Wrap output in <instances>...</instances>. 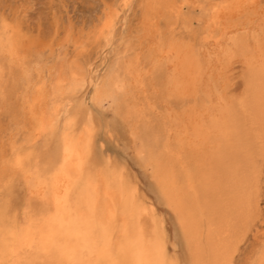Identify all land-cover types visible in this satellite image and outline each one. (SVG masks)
Returning a JSON list of instances; mask_svg holds the SVG:
<instances>
[{
	"label": "rangeland",
	"instance_id": "rangeland-1",
	"mask_svg": "<svg viewBox=\"0 0 264 264\" xmlns=\"http://www.w3.org/2000/svg\"><path fill=\"white\" fill-rule=\"evenodd\" d=\"M129 1L0 0V41L8 43L10 41L9 34L12 25L19 24L20 26H18L23 35L21 56L24 58V62L33 64L35 67L33 71L34 77L39 79L35 88L36 96L34 92V94L32 92L24 94L21 87L16 89L18 86H16L15 80L11 79L13 76L9 72L10 69L4 71L3 86L11 91V93L9 96H5L4 106L0 107V128L2 129H0V142L4 141L5 151L4 163L1 164V167H4L3 173H5V170L6 173L8 171L7 174L5 173L0 178V219L1 213L6 216H2L3 219L0 220L2 222H0V233H2L0 238H5V241L1 239L2 242L0 243L1 245L4 243V248L5 246H9L12 253L18 252L17 254L24 255L32 249L30 245L27 248L26 238L28 236H26V233L23 234L22 230L26 231L25 228L27 227V230H36L38 219L40 220L42 215L35 208L44 207L45 204H49L50 180L55 174L56 169L60 166L64 145L63 133L68 131L69 137L73 135L71 138H82V147L84 148V164L78 169V175L72 180L68 204L72 207L77 203L81 205V201L78 202V197L82 192V196L85 197L82 205L88 211L86 212L88 213V220H90L88 222L93 221V223H88V226L90 225L91 227V232L97 231V224H95L97 221H95L96 219L94 220V217L91 220L90 216L100 213V206L94 205L95 200H93V198L96 199L98 193L96 191L93 192L92 187L94 188L97 185L100 178L106 177L109 179L116 177L117 180H123L127 197L135 209L147 207L142 217V220H145V223L147 222L144 225L145 229L147 228L145 232L149 236L151 234L150 237L152 239L157 236L156 238L163 242V264H194L189 242L181 227L178 216L168 205L164 193L157 181H155L152 168L147 166V145L141 137V124L136 123L133 118L132 121V119H128V117L118 113V109L115 110L116 107H109L111 104L109 103L110 105H108V101L101 102L100 104L103 105H99L95 97L94 88H96V85L106 76L111 66L119 61V59L139 58L140 67L144 68L142 70L139 67L140 73L143 76L149 74V69L155 67L160 61L168 66V57L162 53L163 50L158 44L161 36H167L174 30L178 37L184 38L188 44L199 48L203 54L212 52L213 58H215L214 53L222 49V47H224V50L230 49L229 53L232 57L231 66H226L227 61L222 51L217 55L220 63L225 65L222 68L223 74H221V78L217 79L218 82H212L216 74L215 70H212L215 74H209L208 71H205L202 80L203 84L208 85L210 89L212 88L215 97L219 93L218 95L223 98L220 101L215 98L218 105L224 101H238L246 87L244 75L247 72L246 68H248V60L246 61L248 58L238 53L237 47L233 44V37L237 34L246 33L250 28L256 29L258 25L264 24V0H174L175 4L183 6L184 14L181 16L177 15L175 18L176 23L170 27H166L165 21L162 18L153 20L152 24L154 23V26L149 25L150 22L146 19L145 0H134L132 5H128ZM113 20H116V28L114 29L112 41L108 43L107 39H105L108 32L107 27L109 26V22L111 24ZM103 26H105L106 31ZM2 30L5 36H3ZM250 43L252 44V41ZM62 44L65 46L62 47ZM52 47L56 51L52 50ZM36 62L37 64L40 63L37 67L35 65ZM142 63L143 66H141ZM74 64L76 65L74 66ZM77 64L82 65L85 69V78L82 80L83 83L80 86L82 87L84 83L86 84L82 89L80 86H76L77 88L74 87V89V83L70 79L71 76H68L71 75L69 70L75 68ZM69 65L72 66L70 67ZM61 67L65 69V76L60 78V83H55L57 76L54 77V74L56 75V69L54 68L60 69ZM64 77L65 83L63 82ZM148 77L144 76L146 82H142V77L136 79V83L133 82L137 91L136 95L133 96V100L137 101V106H141L142 108L148 102L151 105L149 107L150 113H162L167 108L180 110L182 106L192 108L191 106L196 99L195 95L167 94L165 97L162 88L155 86L154 83L148 80ZM66 83L71 85L69 86L70 89L67 88L68 86L66 85L68 84ZM11 85L16 87L12 89ZM64 88L69 90H65ZM58 108L63 110L61 111ZM193 109L196 111L197 107H193ZM44 111L49 112L51 119L48 122L49 124L46 125L47 127L43 126L45 129L43 128L40 131L34 124L36 120H40V116H42ZM116 111L118 112L116 113ZM240 114L243 116H235L234 121L230 125L227 124L228 119L225 123L226 126L228 125L232 129L234 137L237 136L238 139L234 138L230 140L225 146V166L222 174L223 178H226V174L232 173L237 176L239 172L245 176L243 188L245 187V183L248 184L246 196H248L249 208L246 217L247 222H245L246 225H240L239 216H237V219L234 218L236 225H239V227L235 231L234 228L231 229V232H234V237L231 239L232 247L227 252L225 264H258L260 260H264V130L263 132L255 133L257 127L252 124L253 121L250 119V116H248V122H246L247 113ZM74 117L77 118L74 119ZM205 117L207 116L205 115ZM68 118L70 120L73 118L72 123L70 120H67ZM86 120L88 123L85 125L84 122H87ZM19 121L22 124L19 125ZM66 123L67 125H65ZM88 125H92L90 129L93 131H90ZM29 126L33 127V129L30 127L32 130H28ZM246 127H249L251 132L248 139L244 136ZM33 130L35 131L33 132ZM27 131L28 134H26ZM83 131L88 137L86 135L83 136ZM239 132L242 133L241 138L237 135ZM2 134H4V138ZM32 137L33 139H30ZM22 139L23 142H21ZM25 141L27 142L24 143ZM21 147L23 151L22 149L19 150ZM233 151L234 155H232ZM19 155L21 158H19ZM204 156L206 154H203ZM52 162L54 163L52 164ZM196 162L198 166L203 165L201 158L197 159ZM43 167L44 169H41ZM86 170L92 174L86 172ZM50 176H52L51 179ZM234 178L238 182L237 177L234 176ZM221 181L223 184L225 183V181ZM36 182L46 186V193L48 194H46V197L38 191L30 190L29 183L37 186ZM109 184L112 183L109 182ZM134 187H136V191H134ZM99 196L101 199L105 194L99 191ZM22 198H25L26 203H29L27 206H25V201L23 202ZM5 207L10 212L6 211V209L1 212ZM237 208L238 203L234 201L233 211L229 213V208H225L224 211L219 212H224L225 215L227 212V217H229L235 213ZM27 209L29 214H27ZM23 210L28 216H25L26 214H24ZM13 211L14 213H12ZM102 215H104L103 212ZM7 216L11 217L10 220H8ZM135 216L137 217L136 214ZM229 219L226 220L227 224ZM7 221H11L10 223L13 227ZM114 223L117 234L113 237L119 238L120 235H123L120 230L124 227V215L121 208L116 211ZM2 226H4L2 228L3 231L1 229ZM3 233H5L4 236ZM15 239L22 243L19 242L18 244ZM155 242L157 243L158 241L155 240ZM13 243L15 244L14 248L11 245ZM17 246L18 248H16ZM9 247L6 248L9 249ZM25 249L26 251H24ZM204 264H209L207 259Z\"/></svg>",
	"mask_w": 264,
	"mask_h": 264
},
{
	"label": "bare ground",
	"instance_id": "bare-ground-1",
	"mask_svg": "<svg viewBox=\"0 0 264 264\" xmlns=\"http://www.w3.org/2000/svg\"><path fill=\"white\" fill-rule=\"evenodd\" d=\"M133 1L134 0H130L128 5H132ZM145 6L146 19L148 22H150L149 25L151 26H154V23L152 24L153 20L162 18L165 21L166 27H170L176 23L175 18L177 15L181 16L184 14L183 6L181 4H175L174 0H145ZM18 25H12L9 34L10 41L8 43L0 41V107L4 106L5 96H9L11 93V91L7 90L3 86L4 71L6 69H10L9 72L13 76L11 79L15 80V84L18 86L16 89L21 87L22 91H24V94H30V92L35 93V88L38 84L37 82L39 81L38 78L34 77L33 71L35 70V67L33 64L30 62H24V58L21 56L23 35L21 29L19 28L20 25ZM115 26L116 20H113L111 24L109 22V26L107 27V35L105 34V39H107L108 43L109 41H112L111 39H113L114 29L116 28ZM103 27L105 28V26ZM104 30L106 31V28ZM3 34V36H5V33ZM233 39V44L237 47L238 53L248 58L246 59V61L248 60V68H246L247 72L244 75L246 85L245 91L236 102L224 101L218 105L216 100L220 101L223 98L218 95L219 93L215 97L212 88L210 89L208 85L203 84L204 82L202 80L203 74L205 75V71H208L209 74H215L216 72L217 78L215 74L212 82H218L217 79L221 78V74H223L222 68H224L225 65L220 63L217 55L222 51L227 61L226 66H231L232 57L229 53L230 49L224 50V47H222V49H219L214 53L215 58H213L212 52H209V54H203L199 48L188 44L184 38L182 39L178 37L174 30H172L167 36H161L158 44L163 50L162 53L166 54L168 57V66H166L161 61L159 64H157V62L155 67L149 69V74L144 76H149V81L154 83L155 86L161 87L165 97L167 94L195 95L196 99L191 106L192 108L182 106L181 109L178 110L173 108L169 109L166 107L167 109H165L162 113H150L149 107L151 105H149L148 102L144 104L142 108L141 106H137V101L133 100V96L137 93L133 82L136 83L135 80L139 79L140 77H142V82H146V80H144V76L140 73L139 58L127 60L119 59V61L111 66L106 76L103 77L102 81H100V83L97 85L95 84L96 88H94L95 97L99 105H103L100 104L101 102L103 103L104 101H108V105H112L109 107H116L115 110L118 109L119 112L116 111V113L118 112L123 116L128 117V119L133 118L136 123L141 124V137L144 139L147 145V166L152 168L150 169L152 170L154 178L156 179L155 181H157L159 187L164 193L168 205L176 212L178 216L181 227L189 242L194 264H204L206 259L208 260L209 264H225L227 261V252L231 250L232 247L231 239L234 237V232H231V229L234 228L235 231V229L239 227V225H236L234 218L237 219V216H239L238 220L240 225H246L245 222H247L246 217L248 215L249 200H247L248 196H246L248 184L245 183V187L243 188L245 176L239 172L237 176L232 173L226 174V178H223L222 174L225 166V146L228 144V142H230V140H233L234 138L238 139L237 136L234 137L232 129L228 127V125H225L226 120L228 119L227 124L230 125V123L234 121L235 116H243L240 113H247L245 121L248 122V116H250V119L253 121L252 124L257 127L255 133H260L264 130V24L258 25L256 29L250 28V30H247L246 33L237 34L235 37H233ZM250 41H252V44ZM64 44L61 46L64 47ZM52 50L56 51L54 48ZM39 64L36 62V67L39 66ZM75 65L76 64H74V66ZM141 66H143V63ZM63 68H54L56 69V75L54 74V77L57 76L55 78V83H60V78L65 76V69ZM142 70H144V68ZM212 70H215V72ZM69 71L71 72V75L68 76H71L70 79L74 83L73 88H77L82 85V80L85 78V69L82 67V65L77 64L75 68L70 69ZM63 82L65 83V77ZM85 84L86 83H84L83 86ZM16 86L11 85L12 89H14ZM66 86H68L67 88L70 89L69 86L71 85L68 84ZM144 100L146 99L144 98ZM53 107L55 108V106ZM193 107H197V110L195 111ZM58 109L61 111L63 110L61 108ZM205 115L207 117H205ZM40 117V120H36L34 125L37 127V129L39 128L38 130L41 131L47 124H49L48 122L51 118L49 116V112L47 113L46 111H44ZM69 118L67 120H70ZM75 118L77 117H74V119ZM18 123L19 125L22 124L20 121ZM86 123H88V121L84 122L85 125ZM65 125H67V123ZM92 125H88L89 129ZM135 126L137 127V125ZM30 127L31 126H29L28 130L31 128L33 129V127ZM34 131L35 130H33V132ZM90 131L93 130L90 129ZM1 132L3 133V131ZM26 134H28V131ZM63 134L64 145L61 163L59 167L57 166L58 168L56 169L55 174L53 173V177L50 176V179L51 177L52 179L50 180L49 184V204L46 205L44 203V207L35 208V210H38L39 214L42 215L40 220L38 219L36 230H34L35 232L31 231L30 229L27 230V226V228H25L26 231L24 230L25 232L22 230L23 234L26 233V236H28L26 238V242L28 244L27 248L30 245L32 249L24 255H19L17 254V251V253H12L9 246H5L4 248V243L2 245L0 243V264H163V242L156 238L157 236L152 239L150 237L151 234L149 236L145 232L147 228L145 229L144 225H146L147 222L145 223V220H142V217L143 212L147 207H139L138 209H135L133 204H130V200L127 197L126 187L122 179L117 180L116 177L107 179L106 177H103L100 178L99 182L94 186V188L92 187L93 192L96 191V193H98L96 199L93 198V200H95L94 205L97 204V207L100 206V213L98 215L92 214V216H90L91 220L94 217V220L96 219L95 221H97L95 223L97 224V231L91 232V227L90 225L88 226V223H93V221L88 222L90 221L88 220V213H86L88 211L86 207L82 205V201L84 203L85 198L82 196V192L78 197V202L81 201V205L80 203H77L73 206L74 208L69 206L68 197L69 193L71 192L72 180L78 175V169L84 164V148L82 147L83 142L81 137L78 139L71 138L73 135L69 137L68 131H66V133L64 132ZM3 135L4 134H2V137ZM85 135L86 134L84 132L83 136ZM237 135L241 138L242 133L239 132ZM250 135L251 132L250 128L248 127L244 132V136H246L248 139V136ZM86 136L88 137V135ZM33 137L30 139H33ZM21 142H23V139ZM26 142L27 141L24 143ZM20 149H22V147L19 148V150ZM203 154H206V156L203 157ZM232 155H234V151ZM4 157V141H1L0 178L6 173V170L5 173H3L4 167H1V164L4 163ZM19 158H21V156ZM200 158L203 162L202 166H198V163L196 162L197 159ZM54 162H52V164ZM238 162L240 164L239 160ZM7 169L9 170V168ZM41 169H44V167ZM86 172L91 173L87 170ZM106 175L108 174L106 173ZM234 176L237 177L238 182L235 181ZM221 180L225 181V183L223 184ZM109 182L112 184H109ZM36 185L37 186H35L33 183H29L30 190L38 191L46 197V186L37 182ZM134 188V191H136V187ZM99 191H102L105 194V196L101 199L99 198ZM235 198L236 200H234ZM24 199L23 202L25 201ZM234 201L238 203V208L232 216L227 217V212L226 215L224 212H219L224 211L225 208H229V213L233 211ZM25 204V206H27L29 203H26L25 201ZM18 208L20 209V207ZM22 208L24 209V207ZM119 208L122 209L124 215V227L120 230L122 231L121 233L123 235H120L119 238H114L113 236L117 234L115 229L116 225L114 222L116 220V211ZM4 209H6V207L3 208L1 212H3ZM7 210L8 209H6V211ZM102 212L105 216L102 215ZM12 213H14V211ZM1 214V219H3L5 215H3V213ZM16 214L18 215V213ZM24 214H26V212ZM27 214H29V212ZM27 214L25 216H28ZM10 218L8 217V220H10ZM227 219H229L228 224L226 223ZM7 222L10 223L11 221ZM33 224L36 225L35 223ZM119 226L121 227V225ZM3 227L4 226H2L1 229ZM11 227H13L12 224ZM150 230L148 231L150 232ZM1 234L2 233H0V237ZM4 235L5 233H3V236ZM1 239L4 240L5 238H0V242H2ZM15 240L14 242L17 241L19 244L20 241ZM155 240L158 242L156 243ZM11 241L13 242V240ZM6 242L8 241L6 240ZM11 245L13 246L12 248H14L15 244L13 243ZM6 247H9V249ZM16 248H18V246ZM24 251H26V249ZM258 264H264V260H260Z\"/></svg>",
	"mask_w": 264,
	"mask_h": 264
}]
</instances>
